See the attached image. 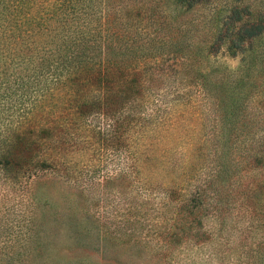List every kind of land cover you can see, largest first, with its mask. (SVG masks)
<instances>
[{
  "label": "trees",
  "instance_id": "obj_1",
  "mask_svg": "<svg viewBox=\"0 0 264 264\" xmlns=\"http://www.w3.org/2000/svg\"><path fill=\"white\" fill-rule=\"evenodd\" d=\"M206 1L212 0H0L4 176L70 165L65 150L77 146L70 142L82 130L100 151L120 156L123 148L128 160L138 162L134 140H147L157 126L148 110L149 94L160 86L154 74L172 59L186 64L191 87L211 102L216 165H241L239 178L258 175L264 166V112L260 119L254 105L258 97L264 104V0H226L207 22L209 36L188 38L184 21L172 12L188 13ZM222 48L240 57L238 67L215 66ZM124 133L132 135L129 147L121 141ZM190 139L182 137L177 146H184L181 160L192 154ZM151 147L158 151L153 138L143 143L144 151ZM176 151L166 157L176 158ZM199 156L203 161L204 152Z\"/></svg>",
  "mask_w": 264,
  "mask_h": 264
},
{
  "label": "rangeland",
  "instance_id": "obj_2",
  "mask_svg": "<svg viewBox=\"0 0 264 264\" xmlns=\"http://www.w3.org/2000/svg\"><path fill=\"white\" fill-rule=\"evenodd\" d=\"M224 5L206 1L172 17L184 21L183 34L199 39ZM216 62L235 69L240 57L222 48ZM188 69L172 59L155 71L160 86L149 94L148 110L157 126L147 140H134L138 162L123 148L120 156L100 151L82 130L70 142L77 146L65 150L70 165L14 179L0 167V264H264V166L239 178L241 165H216L213 108L191 87ZM255 101L263 119V100ZM184 136L193 138L192 154L181 160ZM131 138L124 133L121 141L129 147ZM152 138L158 151H144ZM173 149L176 158L166 157Z\"/></svg>",
  "mask_w": 264,
  "mask_h": 264
}]
</instances>
